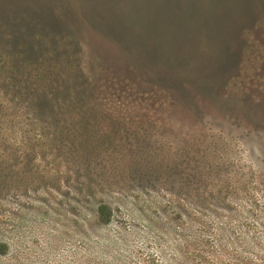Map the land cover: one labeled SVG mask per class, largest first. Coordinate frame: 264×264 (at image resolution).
Wrapping results in <instances>:
<instances>
[{"label": "rangeland", "instance_id": "obj_1", "mask_svg": "<svg viewBox=\"0 0 264 264\" xmlns=\"http://www.w3.org/2000/svg\"><path fill=\"white\" fill-rule=\"evenodd\" d=\"M240 75L251 78L244 100ZM247 111L264 112V0H0V164L27 159L20 183L0 176V188L17 181L0 207L11 245L0 264H264V119ZM89 126L95 140L219 147L252 173L250 195L184 232L157 228L150 196L79 190L65 156L84 151L76 138ZM99 200L114 212L96 230Z\"/></svg>", "mask_w": 264, "mask_h": 264}, {"label": "trees", "instance_id": "obj_2", "mask_svg": "<svg viewBox=\"0 0 264 264\" xmlns=\"http://www.w3.org/2000/svg\"><path fill=\"white\" fill-rule=\"evenodd\" d=\"M239 79L244 81L242 82L243 86ZM249 79L251 78L248 76L245 78L241 75L238 76L236 92L242 100L248 94L246 82ZM250 83L254 84L255 81ZM230 94L233 95L234 90L226 93L228 100L231 99ZM258 101L257 103H259ZM241 107L244 108V104ZM253 107L257 110L259 108L258 106ZM247 112L252 114L250 111ZM256 114V111L254 115L252 114L253 117H258V119L254 118L255 120L264 119V112H260L259 116ZM238 118L235 116V119ZM238 124L239 122L236 123V125ZM90 127H80L83 137L76 138L77 141H80L79 145L84 148V151L76 150L77 156H74L73 152L75 153V151L73 150L65 156L74 166L76 177L80 179L79 190L87 194L85 197L90 198H95L97 192L112 189H118L123 193L136 191L144 196H150L156 200V204L152 205L153 208L149 212L153 220L156 221L157 228L171 225L170 228L179 227L180 231L184 232L196 226L197 220L200 218L209 221L217 218L224 211L233 212L229 208L230 205L236 199L240 201L241 198L250 195L248 186L250 178H253L252 173L239 172L233 167L231 168L228 158H222V154L218 153L221 152L219 147L195 145L189 152H184V146L179 144L175 146V143L169 144V140L157 141L151 140V138L136 137L123 138L121 141L117 137L103 136L95 140V136L89 131ZM144 131L145 129L142 132ZM126 132L135 133L133 131ZM45 143L46 141L42 145ZM57 143L60 151L69 152L71 150V147L66 146L65 140H59ZM90 155L92 158L94 156V159H99L94 168L92 167L95 161L91 164L86 162ZM83 157L86 158L81 161ZM26 160L25 158L21 159V162L16 166V162L11 156H9V160L2 159L1 164L6 162L10 164L7 166L11 172L5 169L6 166L2 167L0 164V176L6 178L12 177L13 174L20 183L21 166L23 163L25 164ZM107 161L110 162L109 165L106 164ZM78 162L82 163V169L78 166ZM257 173L263 183V186L258 188L260 195L258 197L264 204V170ZM10 181L6 182L8 184H3L6 186L0 188V197L2 198L0 207L5 204L4 197L8 193H12V188H16L17 181L12 178ZM16 191L18 192L19 189ZM165 196L171 199L166 200ZM169 209L173 213L175 212L176 218L169 217ZM93 212V217L89 220L91 228L98 230L111 224L114 207L110 201L99 200L95 203ZM146 218L149 219L147 214ZM175 220L179 223L183 221L184 226H180L179 223L174 224ZM1 229L0 227V232ZM167 233H171L170 230ZM185 234L187 235V233ZM10 248V243L5 237H2L0 239V256L5 255ZM179 257L182 258L180 261L177 262V259L173 258L169 264H181L184 259L181 254ZM200 263L211 264L205 258L197 259L192 264Z\"/></svg>", "mask_w": 264, "mask_h": 264}]
</instances>
